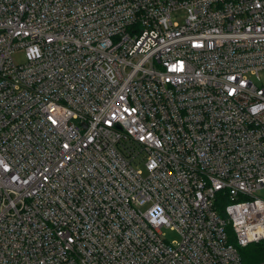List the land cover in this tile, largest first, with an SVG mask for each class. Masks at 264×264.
<instances>
[{
	"label": "built area",
	"instance_id": "1",
	"mask_svg": "<svg viewBox=\"0 0 264 264\" xmlns=\"http://www.w3.org/2000/svg\"><path fill=\"white\" fill-rule=\"evenodd\" d=\"M261 190L264 0H0V264H244Z\"/></svg>",
	"mask_w": 264,
	"mask_h": 264
},
{
	"label": "trees",
	"instance_id": "2",
	"mask_svg": "<svg viewBox=\"0 0 264 264\" xmlns=\"http://www.w3.org/2000/svg\"><path fill=\"white\" fill-rule=\"evenodd\" d=\"M241 254L244 264H259L264 261V247L260 244L248 246Z\"/></svg>",
	"mask_w": 264,
	"mask_h": 264
},
{
	"label": "rangeland",
	"instance_id": "3",
	"mask_svg": "<svg viewBox=\"0 0 264 264\" xmlns=\"http://www.w3.org/2000/svg\"><path fill=\"white\" fill-rule=\"evenodd\" d=\"M177 21H178V19H177ZM21 59H22V58H21L20 55H16V56H14V60H15L16 62H21ZM256 196L259 197V198L264 199V190H261V191L257 192V193H256ZM166 236H167V239H168L169 241H176V240H177V237H176L175 235H173V234L166 233Z\"/></svg>",
	"mask_w": 264,
	"mask_h": 264
}]
</instances>
